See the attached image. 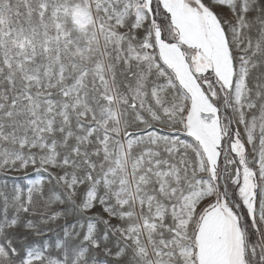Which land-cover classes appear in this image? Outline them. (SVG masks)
<instances>
[{
	"label": "snow or ice",
	"instance_id": "obj_1",
	"mask_svg": "<svg viewBox=\"0 0 264 264\" xmlns=\"http://www.w3.org/2000/svg\"><path fill=\"white\" fill-rule=\"evenodd\" d=\"M0 264H264V0H0Z\"/></svg>",
	"mask_w": 264,
	"mask_h": 264
}]
</instances>
